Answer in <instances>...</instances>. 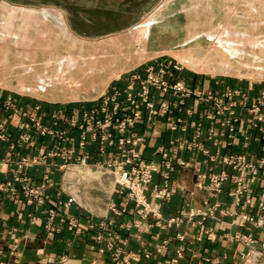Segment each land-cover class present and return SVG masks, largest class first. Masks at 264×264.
Listing matches in <instances>:
<instances>
[{"label":"crops","instance_id":"1","mask_svg":"<svg viewBox=\"0 0 264 264\" xmlns=\"http://www.w3.org/2000/svg\"><path fill=\"white\" fill-rule=\"evenodd\" d=\"M210 2L212 7L208 8L206 13L208 26L206 34L214 37L224 35L223 39L231 40L238 48L242 47L244 55L259 52L258 49L253 50L251 44L255 42L264 44V0H206L207 4ZM161 8L159 7V10ZM193 8L195 7L192 9L183 7L172 14L162 11L152 22L142 25L145 29L143 32L124 33V36L134 40H146L144 46L139 43L134 46L136 51L130 53L129 60L136 66L151 60L156 51L148 49L149 41L156 45L160 44L161 38L206 36L200 32L201 16L198 11L193 12ZM38 16L33 11L23 16L17 8L0 0V125L4 126L3 133L6 136L4 140H0V184L11 181L17 169V162L23 157H28L39 160V163L26 166L24 169L29 181L39 185L42 178L47 175L54 186L45 191V200L40 206L22 197L21 203L14 204L12 199L0 192V264H112L108 252L100 253L101 245L95 242L96 229L87 228L88 224L97 225L104 218L112 220L114 232L126 240L125 252L140 253L147 250L151 254L149 259L142 258L137 264H248L242 258L247 247L233 240L232 236L248 235L254 239V246L258 249L264 244V223L257 224L258 220H264V211H259L258 208L259 197L264 189V176L259 175L250 185L252 198L248 205L244 204L243 200L240 205L234 204L228 193L232 187L230 182L223 187L216 199L210 200L204 184L196 178V168L201 172L207 171L202 156L197 153H181V158L189 162L190 166L176 168L172 173L176 192L170 201L162 203L161 220L158 225L151 217L140 222L132 204L119 218H113V215L107 212L108 204L99 212L87 211L77 201L67 208L58 205L57 197L65 202L68 193H61L62 173L59 166L61 160L49 154L54 153L57 147L67 146L68 143L61 142L55 137H41L36 140L33 148L18 144L21 133L19 123L22 120L2 104L10 101L20 110L40 106V113L45 120L55 111L69 117L73 111L79 112L90 107L92 92L97 90L99 93L104 90L115 74L117 72L121 74L124 70L117 69L114 72L102 65L91 70L86 68L85 62L75 64L68 53L61 51L60 60L53 61L48 57L44 59L43 66L37 64L35 60L40 51L52 50L53 47L56 52L58 51L57 46H42L38 32L31 35L30 39L26 38L21 26L24 19L35 22L33 24L35 31L39 27ZM51 18L56 19L61 30L65 31L60 18L45 13L42 19ZM15 24L20 28L14 29ZM11 29H14L13 32ZM121 36L112 38L113 47L118 46L117 42ZM30 43L32 47H29ZM245 47L251 51L245 52ZM262 48L264 51L263 46ZM157 51L172 53L164 48H158ZM96 55L91 58L98 63L100 58L106 57L105 50H99ZM189 57L190 66L194 68L192 71L191 69L184 71L182 77L192 87L222 93L228 86L244 91L249 99H255L259 92L264 91V55L256 57L257 61L252 65L256 64L257 67L251 66L242 58L240 62L219 60L216 54L215 57L205 58V61L194 56ZM115 60H121V55H115L113 61ZM52 65L56 72H61L60 75L48 76L47 68ZM63 68L66 70L65 74ZM76 68L81 72L80 76L67 75V72ZM39 88L44 91L39 92ZM191 104L192 101L188 102V105ZM262 112L264 113V108ZM237 113L244 121L238 125L240 133L237 134L232 147L227 148L224 153H244L251 160L263 157L264 139H260L259 131L249 125L252 118L246 117L243 110H238ZM258 127L264 129V122L259 123ZM133 131L142 134V126H135ZM156 132L158 135L152 138L151 145L143 148L144 158L148 162L150 160L157 162L159 157L152 154L153 148L167 145L174 136L167 132L161 123L156 127ZM144 133L150 134L152 131L148 129ZM67 135L71 136L75 143L78 142V131L70 130ZM203 144L210 151H215V147L207 140L204 139ZM90 150L94 153L93 148ZM220 169L217 167L216 171ZM154 179L157 181L156 177ZM115 200L116 196H111L109 202ZM207 201L210 204L206 206ZM214 202L219 203V208L214 209L209 217L202 220V225L214 236L210 241L198 223L201 217L198 215L189 217L188 212L190 209L204 210ZM50 209H57L63 219L73 216L83 231L75 234L73 230L64 227L52 239H48L43 225ZM182 213L185 215L177 225L164 226L167 219L178 217ZM244 214L252 217L253 221H245L240 226L239 218ZM32 217L35 218L33 222ZM57 221L58 218L55 222ZM163 245L165 248L157 252V247ZM177 250L181 251V258L176 256ZM258 264H264V257Z\"/></svg>","mask_w":264,"mask_h":264},{"label":"built area","instance_id":"2","mask_svg":"<svg viewBox=\"0 0 264 264\" xmlns=\"http://www.w3.org/2000/svg\"><path fill=\"white\" fill-rule=\"evenodd\" d=\"M183 71L181 63L167 59L141 70H131L91 99L90 107L79 112L73 111L69 117L55 111L45 120L40 113V106L20 110L10 101L2 105L22 120L19 123L21 133L18 144L33 148L36 140L41 137H55L68 143L49 154L61 160V193H68L65 202L57 197L58 205L67 208L77 201L68 192L71 182L65 178L78 184L87 173L98 174L99 177L112 180L111 196H116V200L108 203L107 212L113 218L125 214L127 207L132 204L140 222L151 217L158 225L162 203L170 201L176 192L172 173L176 168L190 166L189 162L181 158L183 152L202 156L207 171L201 172L196 168V178L204 184L210 200L216 199L230 182L232 187L228 193L234 204L240 205L243 200L248 205L252 198L250 185L259 175L264 176V156L251 160L244 153L224 152L232 147L240 133L238 125L244 119L237 113L238 110H243L246 117L252 118L249 125L259 131L260 139H264V129L258 127L259 123L264 122V91L259 92L255 99H249L244 91L228 86L222 93L204 91L187 84L182 77ZM190 101L192 104L188 105ZM160 123L174 136L167 145L153 148L152 154L158 156L159 160L148 162L144 158L143 148L151 145L152 138L158 135L156 127ZM138 125L142 126V134L133 131ZM148 129L152 133H144ZM70 130L78 131L77 143L71 136L67 137ZM3 131L4 126L0 125L1 141L6 137ZM204 139L215 147V151L204 146ZM37 163L39 160L36 158L23 157L16 164L13 179L0 184V192L5 193L14 204L26 198L38 206L42 205L45 191L54 184L47 175L39 185L29 181L24 169ZM217 167L221 169L216 171ZM209 204L208 201L205 203L206 206ZM216 208H219L218 202L204 210L190 209L188 212L189 217H201L198 223L210 241L214 236L202 225V220L209 217ZM258 208L264 211V189L259 197ZM183 215L167 219L164 226L177 225ZM239 219L240 226L245 221H253L248 214L241 215ZM34 220L32 217L31 221ZM112 222L104 218L97 225L88 224L87 228L96 229L95 242L101 245L100 253L108 252L112 264H137L142 258L149 259L151 254L147 250L140 253L125 252L126 240L114 232ZM263 223V219L257 221L259 225ZM64 227L73 230L75 234L83 231L73 216L63 219L57 209L48 210L43 225L46 237L52 239ZM232 239L247 247L242 254L245 263L258 264L264 257V244L260 249L256 248L250 236L236 234ZM164 246L157 247V252L164 249ZM176 256L181 258L180 250L176 251Z\"/></svg>","mask_w":264,"mask_h":264},{"label":"rangeland","instance_id":"3","mask_svg":"<svg viewBox=\"0 0 264 264\" xmlns=\"http://www.w3.org/2000/svg\"><path fill=\"white\" fill-rule=\"evenodd\" d=\"M6 4L13 6L22 12V15L29 13L30 11L36 12L38 16V29L33 31V21H23L22 29L27 39H30L31 35L39 33V41L42 46H57L58 51H55V47L52 50L40 51L36 57L35 62L39 65H44V59L50 58L53 61L60 60L62 54L59 52H66L72 58L73 62L82 63L85 62L86 68L91 70L97 69L99 66L105 67L111 71L124 70L121 74H115V77L109 83H114L117 79L123 78L131 70H141L148 65L155 64L157 61L167 59L173 62H179L183 66L184 71L193 70L190 66V57H195L200 60L209 59L210 56L220 60H229L231 62H240L241 58L250 63L251 66L257 67V56L264 55L261 43L251 44L252 49L258 51H251L245 47V52H249V55H244L242 47L238 48L235 44L228 39H223L224 35H217L212 39L206 34V13L208 8L212 7L206 3V0H3ZM196 5V6H195ZM162 6V8H161ZM193 12L198 11L200 17V32L206 34V36H193V37H175V38H161L160 44H156L153 41L147 43L148 49L154 52L153 58L146 61L144 64L136 66L129 60L130 53H134L136 50L134 46L139 43L141 46L145 45L146 40H134L124 36V33L128 31L143 32L145 29L142 27L145 23L152 22L157 18L160 13H175L180 8L192 9ZM159 7L161 10H159ZM196 9V10H195ZM7 11L10 10L7 8ZM51 15L55 18H60L62 24L65 26V31L61 30L57 24L56 19H42L44 14ZM9 18V16H8ZM25 18V17H24ZM188 16L187 19H189ZM155 21H153L154 23ZM14 29L18 25H13ZM14 29H11L13 32ZM41 34V35H40ZM178 34V33H176ZM191 34V33H190ZM204 34V35H205ZM120 41L117 42V47H113L114 37L120 36ZM226 35V34H225ZM37 38V37H36ZM66 39V40H65ZM218 40H221L222 44H218ZM36 44V42H35ZM229 45L236 51V54L231 56L225 49V46ZM28 45L26 44V47ZM29 47H32L30 43ZM61 48V49H60ZM158 48L168 49L172 53L165 51H157ZM105 50V58H100L97 63L93 60L92 56H97L99 50ZM211 53V54H210ZM189 56H188V55ZM115 55H121V60L113 61ZM173 57H172V56ZM168 58H165V57ZM231 56V57H230ZM247 58H244L246 57ZM188 57V58H187ZM242 60V61H243ZM120 68V69H119ZM130 68V69H129ZM127 69V70H125ZM66 70L63 68L64 74ZM183 71V72H184ZM48 76L54 77L60 75L55 71L54 65L47 68ZM254 73H256L254 71ZM71 74L75 77L81 75L79 70L73 69L71 72H67V75ZM106 86V90L109 86ZM39 92H43L44 89H38ZM102 91V90H101ZM100 94V92L98 93ZM70 192L76 197L77 202L81 204L87 211L99 212L106 208L111 198V186L112 180L109 177H99L98 174L87 173V176L83 177L78 184L71 181ZM68 186V185H67Z\"/></svg>","mask_w":264,"mask_h":264},{"label":"bare ground","instance_id":"4","mask_svg":"<svg viewBox=\"0 0 264 264\" xmlns=\"http://www.w3.org/2000/svg\"><path fill=\"white\" fill-rule=\"evenodd\" d=\"M208 37H210L211 39L213 38V37H211V35H208ZM218 44H219V45L222 44L221 40H218ZM223 49H225V51H226L229 55H231V56H233V55L236 54V51H235L234 49H232L231 47H229L228 44H227V46H225Z\"/></svg>","mask_w":264,"mask_h":264},{"label":"water","instance_id":"5","mask_svg":"<svg viewBox=\"0 0 264 264\" xmlns=\"http://www.w3.org/2000/svg\"><path fill=\"white\" fill-rule=\"evenodd\" d=\"M98 95V91L97 90H94L93 92H92V98H95L96 96Z\"/></svg>","mask_w":264,"mask_h":264}]
</instances>
